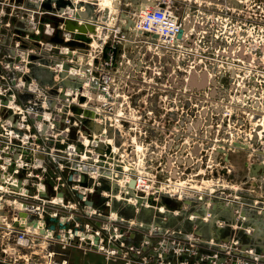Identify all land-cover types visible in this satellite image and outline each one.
Wrapping results in <instances>:
<instances>
[{
  "label": "built area",
  "instance_id": "2783aa9c",
  "mask_svg": "<svg viewBox=\"0 0 264 264\" xmlns=\"http://www.w3.org/2000/svg\"><path fill=\"white\" fill-rule=\"evenodd\" d=\"M236 1L0 0L4 257L31 260L47 241L104 264H264V202L253 189L226 193L214 178L219 142L202 134L216 109L199 105L223 98L219 81L201 68L161 77L150 64L192 53L215 24L232 27L235 14L215 11ZM234 149L248 150L247 180L264 190V119L224 159Z\"/></svg>",
  "mask_w": 264,
  "mask_h": 264
},
{
  "label": "rangeland",
  "instance_id": "374dc122",
  "mask_svg": "<svg viewBox=\"0 0 264 264\" xmlns=\"http://www.w3.org/2000/svg\"><path fill=\"white\" fill-rule=\"evenodd\" d=\"M233 9L227 10L225 6H220L215 11L219 15H226V11L235 14L236 21L232 27L224 28L221 25L217 27L215 24L209 34L193 40L195 48L192 53L184 56L174 53L170 55V59L169 55L165 54L160 61L154 63L150 61V64L153 67L156 62L154 71L160 72L161 74L157 75L161 77L167 75V69L175 70L172 77H181L201 68L219 81L223 98L217 103L209 98L206 99L209 93L207 89L205 101L199 105L200 108L203 106L209 110L214 106L217 111H213L210 122L206 120L208 124L202 132L213 139L210 142L211 147L215 142H219L217 146L221 155L219 162L215 164L217 169L214 171V178H218V173L221 175L226 187L230 188L226 189L230 197L234 185L239 191L253 189L254 197L264 202V190H256L258 186L253 185L252 180H247L246 177L248 175L246 162L251 159L248 150H228L229 161L224 159L226 151L222 150L231 141L249 138L253 128L264 119V0H237ZM241 50L250 55L248 64H244L246 60H242L244 57ZM222 51L236 53L237 56L233 61L221 60L219 52ZM217 56H219L218 61L215 60ZM198 63L201 67L194 69ZM247 89L249 91L246 92ZM196 110L197 108H192V111ZM173 121L177 120L173 119ZM253 181L259 183V179ZM216 203V211L226 217L231 215L232 210L226 206V202L216 201ZM153 213L152 210H142L140 217L149 221ZM172 222L175 223L177 220L173 219Z\"/></svg>",
  "mask_w": 264,
  "mask_h": 264
},
{
  "label": "crops",
  "instance_id": "0c3cea01",
  "mask_svg": "<svg viewBox=\"0 0 264 264\" xmlns=\"http://www.w3.org/2000/svg\"><path fill=\"white\" fill-rule=\"evenodd\" d=\"M34 249L36 254L31 260L27 259L31 253L22 251L23 257L16 263L4 257L0 251V264H104L102 254L83 252L56 242L37 241Z\"/></svg>",
  "mask_w": 264,
  "mask_h": 264
},
{
  "label": "water",
  "instance_id": "95a60500",
  "mask_svg": "<svg viewBox=\"0 0 264 264\" xmlns=\"http://www.w3.org/2000/svg\"><path fill=\"white\" fill-rule=\"evenodd\" d=\"M181 36H182V32L179 33L178 37L180 38ZM195 83L196 82H195V80L193 78L191 80V84L194 85ZM205 84H206V76H205V79H204L203 83L201 85H199V86L200 87H203ZM259 169H260L259 166H254L253 169H252V172L255 174V173H257L259 171ZM77 197L81 199L82 198V195L78 194ZM89 204H92V202L89 201ZM50 221L52 222V224L49 225V228L54 230L56 228V225H55L56 219L55 218H50Z\"/></svg>",
  "mask_w": 264,
  "mask_h": 264
},
{
  "label": "bare ground",
  "instance_id": "6f19581e",
  "mask_svg": "<svg viewBox=\"0 0 264 264\" xmlns=\"http://www.w3.org/2000/svg\"><path fill=\"white\" fill-rule=\"evenodd\" d=\"M110 4V0H101V5L106 8L108 7Z\"/></svg>",
  "mask_w": 264,
  "mask_h": 264
}]
</instances>
